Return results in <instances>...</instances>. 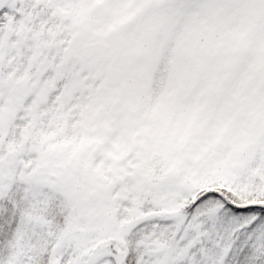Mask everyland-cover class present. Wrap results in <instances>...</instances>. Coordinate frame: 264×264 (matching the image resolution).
<instances>
[{
	"label": "snow or ice",
	"instance_id": "6c2138e0",
	"mask_svg": "<svg viewBox=\"0 0 264 264\" xmlns=\"http://www.w3.org/2000/svg\"><path fill=\"white\" fill-rule=\"evenodd\" d=\"M0 264H264V0H0Z\"/></svg>",
	"mask_w": 264,
	"mask_h": 264
}]
</instances>
